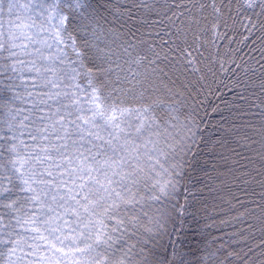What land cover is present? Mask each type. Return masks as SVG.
Masks as SVG:
<instances>
[{
  "label": "snow or ice",
  "instance_id": "6c2138e0",
  "mask_svg": "<svg viewBox=\"0 0 264 264\" xmlns=\"http://www.w3.org/2000/svg\"><path fill=\"white\" fill-rule=\"evenodd\" d=\"M232 28L264 38V0H0V264H190L168 229L199 128L181 118L178 74L204 71L193 53ZM256 64L237 85L230 139L217 142L224 170L213 171L221 188L260 199L229 193L213 205L229 217L220 225L248 234L213 238L199 264H264V238L232 246L251 236L244 218L264 226Z\"/></svg>",
  "mask_w": 264,
  "mask_h": 264
},
{
  "label": "trees",
  "instance_id": "16d2710c",
  "mask_svg": "<svg viewBox=\"0 0 264 264\" xmlns=\"http://www.w3.org/2000/svg\"><path fill=\"white\" fill-rule=\"evenodd\" d=\"M88 2L96 7L107 5L108 0H88ZM131 2L132 0H120L124 6L130 5ZM99 11L106 15L108 20L113 19L109 13L104 12L103 8ZM246 34L242 29L232 28L228 30L227 36L223 39L218 37L213 39L211 32L207 33L204 37L206 43L200 49L203 57L197 52L193 53L197 57L198 66L204 71L199 73L188 71L178 74V83L187 84V88L181 89L183 95L176 97L183 106L181 118L183 119L184 115H193L199 128H194L197 132L198 143L191 158V167L186 170L184 184L187 192L182 189L176 197L174 201L176 209L172 211L168 229L172 232V239L179 251L190 253L185 257L190 264H199L198 249L203 248L213 238H217L216 243L219 245L221 242L232 243L231 233L240 228L245 230L246 235L248 234L245 224L239 222L220 225V219L229 217L223 212H213V205L220 204L221 207H226L221 204V200L227 199L229 193L242 200L250 198L259 201L260 199L259 195L244 197L237 186L231 184V181H227V187L221 188L219 180L216 179V172L213 171L214 166L220 171L224 170L221 167L222 162L218 161V155L223 149L217 142L225 138L230 139L227 129L233 121L235 106L239 103L236 94L240 88L237 85L244 80V69H256L259 72L256 62L264 63V60H261V56L264 55L261 52V49H264V38H261V33L257 31L248 40H244ZM208 68H211V72L207 71ZM201 76L204 78L201 79ZM256 119L258 122V118ZM232 146L235 147L234 144ZM237 151L242 150L237 149ZM244 187L240 185V188ZM251 187L256 193L261 191L255 184ZM206 204L208 211H205ZM246 206L251 207V204ZM169 207L171 209V205ZM231 215H236V211L233 210ZM244 219L247 223L254 225L251 236L239 245L233 244L232 246L243 248L246 251L245 244L249 246L259 244L264 238V233H262L264 226L258 220ZM259 251L260 249H255V252L259 253Z\"/></svg>",
  "mask_w": 264,
  "mask_h": 264
}]
</instances>
